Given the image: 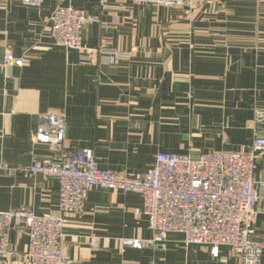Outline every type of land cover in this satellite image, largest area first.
<instances>
[{
    "label": "crops",
    "instance_id": "1",
    "mask_svg": "<svg viewBox=\"0 0 264 264\" xmlns=\"http://www.w3.org/2000/svg\"><path fill=\"white\" fill-rule=\"evenodd\" d=\"M59 4L98 16L83 28V50L51 38ZM255 109H264V0H0V211L57 213L58 179L22 170L57 157L35 139L44 113H63L73 149L93 150L101 168L140 176L159 152L249 150L264 133ZM254 177L264 180V153ZM143 206L137 193L92 188L83 212L65 216L64 252L75 264H240L228 247L214 257L179 234L150 243ZM254 226L264 244V188ZM136 241L147 244H126ZM28 250L27 229L15 224L0 264H26Z\"/></svg>",
    "mask_w": 264,
    "mask_h": 264
},
{
    "label": "built area",
    "instance_id": "2",
    "mask_svg": "<svg viewBox=\"0 0 264 264\" xmlns=\"http://www.w3.org/2000/svg\"><path fill=\"white\" fill-rule=\"evenodd\" d=\"M18 1L38 7L45 0ZM142 1L170 8H191L198 2ZM105 2L100 0L102 6ZM97 20V15L59 4L52 14L51 38L65 49L83 50V28ZM6 61L23 64L21 59L10 55ZM254 122L264 124V109H255ZM67 129L63 113H44L35 139L51 145L57 157L37 159L22 168L30 175L58 179L57 213L37 214L26 205L0 211V256L9 253L10 232L18 224L29 235L26 264H75L62 247L65 216L82 213L88 192L103 188L143 197V212L153 234L150 243L166 242L170 235L179 234L186 245L208 247L214 257H218L222 247H228L240 264L261 263L264 244L257 238L254 221L264 180L255 179L254 170L264 153V133H255L247 151L221 150L198 155L159 152L154 165L138 176L101 168L93 150L73 149ZM126 244L141 248L147 242Z\"/></svg>",
    "mask_w": 264,
    "mask_h": 264
}]
</instances>
